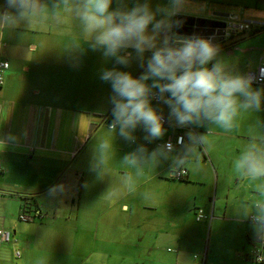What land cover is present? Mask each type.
Masks as SVG:
<instances>
[{
    "label": "crops",
    "instance_id": "obj_1",
    "mask_svg": "<svg viewBox=\"0 0 264 264\" xmlns=\"http://www.w3.org/2000/svg\"><path fill=\"white\" fill-rule=\"evenodd\" d=\"M126 2L128 7L134 4V0ZM150 2L155 9L157 5L166 6L168 0ZM4 3L6 8V0ZM2 4L3 1L0 11ZM112 7H117L115 0ZM180 15L222 21H228L234 16L240 21L255 22L256 26L250 33H237L232 38L215 44L220 48L219 58L233 70L241 73L257 70L264 55V0H186L184 10L173 19L176 20ZM175 30L174 28L176 33ZM5 33L6 30L0 36V60H7L10 67L4 74V85L0 87V139L5 140V145L0 146V230L9 232L10 241L0 244V264H86L91 261L92 264H101L96 259L111 256L126 259L129 256L126 252L116 251L121 249L119 245L127 241V232L122 227L124 223L113 221L110 213L112 215L116 208L125 213L131 210L125 201L127 194L121 182L122 178L117 177L119 173L124 176L130 171L128 168L116 167L122 157L133 151L138 144H147L151 151L159 143L175 139L179 134L187 139L186 133L190 129L173 127L167 122L163 139L149 143L144 139L142 128H138L137 136L142 140L139 143L136 141L134 146L119 143L120 147L117 148L120 155L110 161L108 168L115 172L114 178L106 182L104 171L93 180V141L97 126L88 131L90 120L87 121L83 115L90 113L63 101L77 103L80 98H90L89 77L82 78L85 74L76 79L78 83H89L83 84L82 89L79 86L66 94L60 90L52 91L54 96L59 95V105L41 104L38 100L44 93L42 89L31 84L32 78L30 80L31 76L39 75L40 70L37 60L27 53H37L40 47L32 42L27 45L20 41L13 44L11 40L2 44ZM18 39L19 36L15 38ZM253 87L264 88L255 85ZM157 104L160 105L158 110L163 112L168 121V107L162 102ZM253 115L258 118L250 121V126H244ZM257 121L261 129L255 127ZM110 123L111 120L108 125ZM238 123L239 127L230 132L217 126H211L210 129L209 126L192 129L198 133L208 132V143L198 150L199 168L194 165L186 166L187 174L183 179L177 178V173L171 171L170 161L161 162L156 167V172L146 171L144 174L153 180L169 174L172 180L183 184L178 188L183 194L193 192V185L202 183L201 178L205 172L214 174V190L193 192L191 198L200 199L202 204L205 198L209 199L211 220L213 219L209 224L210 235L218 231L220 223L228 224L238 233L239 239L232 240L240 242V248L233 251V254L230 253V256H220L221 262L216 263V258L208 253L198 257L195 256L197 253L186 250L183 245H180L174 255L162 253L158 242L151 249L139 252L138 248L144 241L141 235L137 238L136 252L134 251L136 264H198L200 259L203 264H258L254 259L258 250L264 252L262 239L257 235L251 218H245L238 212L244 204L255 199L253 183L238 177L232 164L252 132L264 135V104L258 112L242 114ZM10 134L16 139H8ZM54 186L56 191H50ZM171 193H174V189ZM62 200L64 204L60 202ZM171 203H174V197H171ZM70 204L76 216L75 220H65L66 224L71 222L70 239L64 250V258H59V244L62 241L59 237V218L56 217L58 213L54 212L50 219L45 218L44 213L49 209H60L62 205L65 207ZM112 204L117 206L112 209ZM205 207L194 205L195 218L198 209L207 212ZM36 208L41 211L43 219L34 221L35 224L20 220L24 210ZM112 227L115 228L114 232ZM206 229V226L194 227L195 235L202 236ZM112 234H115L113 240L118 245L115 251H111L110 247ZM187 238L188 235L179 236L177 242L183 244Z\"/></svg>",
    "mask_w": 264,
    "mask_h": 264
},
{
    "label": "clouds",
    "instance_id": "obj_2",
    "mask_svg": "<svg viewBox=\"0 0 264 264\" xmlns=\"http://www.w3.org/2000/svg\"><path fill=\"white\" fill-rule=\"evenodd\" d=\"M113 3L114 0H6V10L0 11V36L21 24L30 30L50 21L59 24L66 13H71L79 23L84 43L101 52L105 61L113 60L125 68L134 59L140 63L144 71L138 77L118 67L100 71V80L108 83L112 91V121L108 126L110 137L94 147L93 170L101 176L108 168L117 135L135 144V132L142 128L147 142L163 139L167 131L165 119L153 105L154 99L168 107L169 124L190 130L187 139L178 137L176 144L165 141L151 151L145 144H138L122 157L120 164L133 170L122 177V185L134 191L145 169L156 168L161 162L170 161L171 171L178 174L188 165L199 168L198 150L208 143V132L192 129H210L214 125L233 131L239 127L242 114L261 110L264 88L253 87L261 77L235 71L220 59V48L211 38L180 36L173 31L179 26L173 18L184 10L186 0H168L166 6L157 5L155 9L150 0H134L132 7L126 0H115V8ZM148 52L151 55L146 58ZM255 127L261 129L258 121ZM8 139L16 138L10 134ZM4 145L5 140L0 139V146ZM232 166L238 177L253 183L255 194V199L238 212L251 218L257 235L264 239V135L252 132ZM50 191H56V187Z\"/></svg>",
    "mask_w": 264,
    "mask_h": 264
},
{
    "label": "rangeland",
    "instance_id": "obj_3",
    "mask_svg": "<svg viewBox=\"0 0 264 264\" xmlns=\"http://www.w3.org/2000/svg\"><path fill=\"white\" fill-rule=\"evenodd\" d=\"M2 1L3 11L6 10V8L4 0ZM2 1L0 0V4ZM49 2H51V0H49ZM17 36H19V39L15 40ZM9 40H11L13 44H18V41L26 45L32 42L38 44L40 47L37 53H27L32 59L37 60L40 70V74L37 76H31L30 80L32 78L31 84L42 89L44 93L38 100L41 104L44 105L51 103L59 105V95L54 96L52 91L59 92L60 90L66 94L72 92V90H76L79 86H83V84L87 85L90 83V98H80L77 103H72L71 100L63 101L67 104L70 103L74 107H79L82 110L86 109L83 111L90 113L83 116L87 121L90 120L87 125L88 131L97 126L94 135L95 141H93L94 147L101 140L110 137L111 134L108 131V123L109 120L112 121V105L110 103L112 91L108 83L100 80V71L104 67H118L121 68V70L130 71L134 76L138 77L144 71V68L140 66V63L137 60L134 59L126 68L115 65L113 60L105 61L101 52L92 50L87 43H84L79 23L71 13H66L63 22L59 24L50 21L43 26H34L31 30L26 24H21L19 27L6 30L4 42L2 41V44L5 42L7 43V41L9 42ZM81 44L82 46L79 49L73 48ZM129 50L132 51L131 49ZM150 55V52L145 53L146 58ZM83 75L85 76L82 78H85L86 76L89 77V83H84L82 81L79 83L76 82V79ZM19 85L20 84L18 83V86ZM152 103L157 109H159V104L154 101H152ZM257 118V115H253L244 126H250V121H255ZM135 136L137 137L136 141L139 143L142 139L138 138L137 132H135ZM119 139L122 141H119ZM119 143L134 146L117 135L115 139V154L112 155L111 159L118 154L120 155L117 148L120 147ZM145 145L148 148L147 144ZM110 163L111 162H109V164ZM116 168L125 169L126 167L119 164ZM129 171L132 172L133 170L129 169ZM146 171L154 173L156 172V168H148L145 169V173ZM208 172L209 171L205 172L201 178V184L193 185V192L198 193L202 190H214L216 178L214 174L209 172L211 174L209 175ZM98 176H100V174L97 171L91 173V178L93 180H96ZM105 176V181L107 182L114 178L115 172L107 168L105 170ZM117 177L122 178L123 174L119 173L117 174ZM112 183L114 184V182ZM181 186H183V184L176 180H172V178L169 177V174H166L164 178L156 180L148 179L147 174H144L137 181L134 191H128L126 189L127 197L125 201L128 203L131 210L125 213L120 212L119 208H116V210L112 212V215L110 213V216L113 217V221L124 223L122 227H124V230L127 232V241L122 237L125 242H123L122 245H119V247L121 246V249L116 250L118 245L115 244L113 240L115 239V234H112V244H110V247L112 249L111 251L116 250L121 251L122 253L126 252L129 256L126 259L111 256L105 257L104 259H96V261L101 264H136L134 255L136 252L135 246L138 236L141 235H143L144 241L141 243V247L138 248L139 252H145L147 248L151 249L152 246L158 242L159 250L162 253L166 252L170 255H174L179 250L180 245H183L186 250L191 251L194 254L197 253L195 256L201 257L202 254L204 256L206 252L209 256L216 258V263H218V261L220 263V256H230V253L233 254V251L238 250L240 248V242L233 241L232 239H239V235L235 232L232 226L220 223L221 225L217 227L218 231H214V233L210 235L209 224L211 220V203L209 202V199L205 198L206 200L202 204L200 199L196 200L191 198L194 195L193 192L189 191L188 194H183L178 190ZM173 189L174 193H171L173 192ZM122 196L124 195L122 194ZM171 197H174V203H171ZM60 202L64 204L63 200ZM194 205L206 206L205 209H207V212H205L208 214L209 218L201 223L194 221L196 219L195 215H193ZM115 206L117 205L112 204V209H114ZM54 212L58 213L56 217L59 218V237L62 241V243L59 244V258H64V250L69 243L68 239H70V221L72 219L75 220L76 213L71 204L65 207L62 205L60 209H49V211L46 212L47 214L44 213L45 218H52ZM68 219L70 221L66 224L67 222L65 220ZM197 226H206L207 229L202 232V236L195 235L194 227ZM112 231H115L114 227H112ZM123 234L124 233L122 232V236H124ZM182 235H188V238L183 244H179L177 238ZM189 237H191V239ZM172 238H174V241ZM168 240L172 241L168 242ZM232 241L236 244L232 245ZM200 260H198V263L203 264ZM86 264H92V261Z\"/></svg>",
    "mask_w": 264,
    "mask_h": 264
},
{
    "label": "built area",
    "instance_id": "obj_4",
    "mask_svg": "<svg viewBox=\"0 0 264 264\" xmlns=\"http://www.w3.org/2000/svg\"><path fill=\"white\" fill-rule=\"evenodd\" d=\"M226 22H227V28H226V33H225L226 39L232 38L237 33H250L253 30L254 26H256V23L253 21H240L234 16H231ZM9 67H10V64L7 60H0V87L4 85V74L9 69ZM262 70H264V55L260 60V64L257 70L247 72V73L254 74L257 77H261L256 82H254L255 86L264 87V77H262ZM154 101L157 103L160 102L156 99H154ZM164 119H165V126H166L167 120L165 117ZM181 136L183 135L179 134L175 139H169V140L172 141L173 144H176L178 137H181ZM0 138H1V130H0ZM186 174H187V171L184 170L183 172H180L179 174L177 173L176 176L179 179H183ZM208 218L209 216L203 209L197 210L196 212L197 222L207 220ZM41 219H43V215L40 210H36V209L31 212H27L24 210L23 213L20 215V220L23 222H34V221L41 220ZM9 241H10L9 232L0 230V244L6 243ZM261 244L264 246V239H262ZM18 256H19V253H18ZM254 260L258 264L264 263V252L261 249L257 251V254L255 255Z\"/></svg>",
    "mask_w": 264,
    "mask_h": 264
},
{
    "label": "water",
    "instance_id": "obj_5",
    "mask_svg": "<svg viewBox=\"0 0 264 264\" xmlns=\"http://www.w3.org/2000/svg\"><path fill=\"white\" fill-rule=\"evenodd\" d=\"M176 20L179 21V26L175 28L177 35L211 38L214 44L226 40V21L184 15Z\"/></svg>",
    "mask_w": 264,
    "mask_h": 264
},
{
    "label": "trees",
    "instance_id": "obj_6",
    "mask_svg": "<svg viewBox=\"0 0 264 264\" xmlns=\"http://www.w3.org/2000/svg\"><path fill=\"white\" fill-rule=\"evenodd\" d=\"M24 200H25V199H24ZM32 210L34 211L35 209H31V210H30V209H26L25 211H27V212H31ZM36 210H38V208H36Z\"/></svg>",
    "mask_w": 264,
    "mask_h": 264
}]
</instances>
